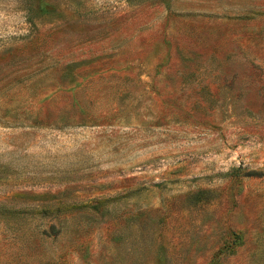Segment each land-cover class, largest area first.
<instances>
[{"label":"rangeland","instance_id":"obj_1","mask_svg":"<svg viewBox=\"0 0 264 264\" xmlns=\"http://www.w3.org/2000/svg\"><path fill=\"white\" fill-rule=\"evenodd\" d=\"M0 264H264V0H0Z\"/></svg>","mask_w":264,"mask_h":264}]
</instances>
